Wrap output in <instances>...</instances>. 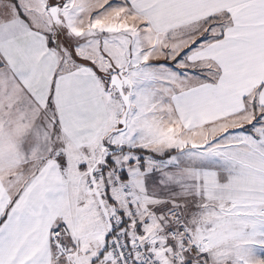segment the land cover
Listing matches in <instances>:
<instances>
[{
  "label": "snow or ice",
  "instance_id": "1",
  "mask_svg": "<svg viewBox=\"0 0 264 264\" xmlns=\"http://www.w3.org/2000/svg\"><path fill=\"white\" fill-rule=\"evenodd\" d=\"M0 264H264V0H0Z\"/></svg>",
  "mask_w": 264,
  "mask_h": 264
}]
</instances>
